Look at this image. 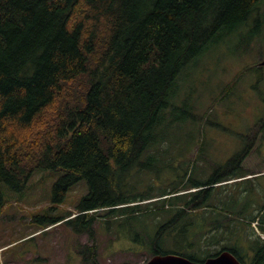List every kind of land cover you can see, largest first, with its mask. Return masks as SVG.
Wrapping results in <instances>:
<instances>
[{
	"label": "trees",
	"instance_id": "1",
	"mask_svg": "<svg viewBox=\"0 0 264 264\" xmlns=\"http://www.w3.org/2000/svg\"><path fill=\"white\" fill-rule=\"evenodd\" d=\"M263 3L0 0V209L5 202L3 184L23 191L36 170L63 171L65 175L54 185L55 195L64 197L83 178L89 192L76 206L77 213H54L55 203H62L54 197L44 228L63 220L78 221L76 231L93 236L98 216L139 219L141 212L169 211L183 202L184 208L166 215L155 227L153 255L176 253L202 262V247L190 251L203 242L208 251L223 244L208 256L230 250L241 258L239 244L227 246L215 236L224 225L216 215L212 220L206 215L198 217L199 231L193 239L174 243L176 247L169 250L160 243L166 237L175 240L184 230L182 216L193 225L189 212L210 201L215 186L252 173L244 162L255 138L243 141L241 149L218 166L209 180L172 186L159 197L148 194L126 200L118 171L142 154L161 153L173 134L190 118L194 120L195 110L189 102L191 69L217 47L242 35V27ZM253 69L245 66L222 89L221 98L228 97L240 76ZM184 86L188 91L184 92ZM194 145L197 156L201 155L203 141L189 149ZM251 178L237 182V188ZM258 217L264 232V203L259 213L244 218L251 232L244 250L253 252L252 264H264V238L251 225ZM210 229L213 233L209 234ZM222 231L226 233V226ZM82 249L90 252L85 259L98 264L95 243Z\"/></svg>",
	"mask_w": 264,
	"mask_h": 264
},
{
	"label": "rangeland",
	"instance_id": "2",
	"mask_svg": "<svg viewBox=\"0 0 264 264\" xmlns=\"http://www.w3.org/2000/svg\"><path fill=\"white\" fill-rule=\"evenodd\" d=\"M256 14L247 26L242 27V35L228 45H220L191 69L193 91L189 102L195 110L194 120L190 118L187 125L179 128L173 139L161 147V153L142 154L118 171L121 192L126 200L148 194L159 197L172 186H190L196 180H209L218 166L241 149L243 141L247 143L255 138L244 167L260 173L250 181L246 180L243 188H237L236 183L215 186L211 200L189 212L193 225L190 226L182 216V229L189 224L187 230L178 233L175 240L166 237L160 243L162 249H173L174 243L179 245L193 239L199 231L200 223L196 224L200 221L199 216H210L212 220L216 215L224 220L221 230L215 231L218 241L222 238L227 246L239 244L240 253L247 259L253 254L244 250L251 233L245 220L259 213L264 203V138L262 148H259L260 131L256 132L264 117V3ZM248 34L251 37L246 36ZM243 36L246 37L241 41ZM247 65L254 69L240 76L236 86L228 91V97L221 98L222 89ZM196 141H203L205 145L198 156L196 145L189 149ZM63 175V171L36 170L23 191L2 185L5 202L0 209V264H94L92 259H85L86 252L82 251L84 246L92 243L96 245L98 264H145L153 256L156 245L155 227L162 224L166 215H174L178 208H184L181 202L169 211L141 212L139 219L126 216L104 220V216H98L93 223V236L89 232L76 231L78 221L70 224L63 220L44 228L47 209L53 205L54 197L62 199V203H55L54 213H77L76 206L89 192L88 181L83 178L72 185L64 197L55 195L54 185ZM257 222L260 220L256 218L251 225L257 235H264ZM225 226L226 233L222 231ZM210 233H213L211 229ZM205 245L199 242L190 253L200 246L204 249L201 248L203 260H206L209 254L223 248V244H216L208 251Z\"/></svg>",
	"mask_w": 264,
	"mask_h": 264
},
{
	"label": "water",
	"instance_id": "3",
	"mask_svg": "<svg viewBox=\"0 0 264 264\" xmlns=\"http://www.w3.org/2000/svg\"><path fill=\"white\" fill-rule=\"evenodd\" d=\"M145 264H241V262L232 252L225 250L217 256L207 258L203 262L193 261L185 256L169 253L154 255Z\"/></svg>",
	"mask_w": 264,
	"mask_h": 264
},
{
	"label": "flooded vegetation",
	"instance_id": "4",
	"mask_svg": "<svg viewBox=\"0 0 264 264\" xmlns=\"http://www.w3.org/2000/svg\"><path fill=\"white\" fill-rule=\"evenodd\" d=\"M259 124H262V125H259V126H257L256 127V132H257V130L258 131H260V136H259V144H258V147L260 148H262V139L264 138V117H263V122H261V123H259ZM257 125V124H256ZM252 129H254V127L252 128ZM264 153V152H263ZM261 155V154H260ZM247 158V157H246ZM245 158V159H246ZM257 219H259V217L257 218ZM254 222L255 221H253V222H251L252 224H254ZM259 225L261 224V222L259 223V222H257ZM261 237L262 238H264V235H262L261 234ZM252 252V251H251ZM253 253V252H252ZM252 256H253V254L252 255H250L249 256V258L250 259H247L248 257H246V256H242L241 258H239V256H237V258L239 259V261L241 262V264H252Z\"/></svg>",
	"mask_w": 264,
	"mask_h": 264
}]
</instances>
